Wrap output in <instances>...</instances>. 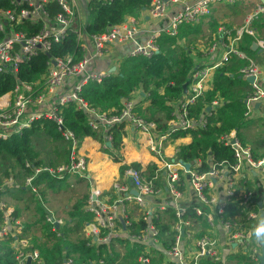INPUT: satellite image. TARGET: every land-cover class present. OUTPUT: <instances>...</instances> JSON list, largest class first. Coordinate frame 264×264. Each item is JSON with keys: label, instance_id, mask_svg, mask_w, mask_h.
<instances>
[{"label": "built area", "instance_id": "built-area-1", "mask_svg": "<svg viewBox=\"0 0 264 264\" xmlns=\"http://www.w3.org/2000/svg\"><path fill=\"white\" fill-rule=\"evenodd\" d=\"M5 1L10 5L0 6L3 34L0 74L13 75L15 85L0 94V139L47 118L55 123L68 146L67 158L61 162L38 166L25 162L32 171L24 176L21 186L44 206L38 183L41 175L56 181L67 176H86L87 161L79 151L81 137L65 125L63 118V107L73 104L87 115L91 130L102 131L106 143H111V129L115 125L130 124L135 133L144 135L146 147L158 164L150 177L130 165L125 167L124 181L113 183L115 197L111 200L99 197L97 189L89 192L83 210L90 219L82 228L87 244L108 243L122 235L121 219L126 224L141 220L145 224L137 233L125 229L131 240L142 244L131 264H151L152 257L158 253L162 254L161 264H260L261 252L254 251L255 245L247 241L246 235L264 211V147L243 142L237 129L232 128L217 137L219 143L231 149V161L225 158L217 161L210 153L204 159L185 161L177 155L179 147H175L172 154L166 153L165 148L180 133L205 127L207 118L222 104V98L215 97L207 105L210 108L199 117L190 115V106L212 88L213 71L225 63L230 54L247 61L239 69L243 78L254 76L251 92L243 100V117L251 121L264 120V67L237 47L241 37L247 34L264 52V36L254 25L260 15L264 16V0L250 4L240 25H218L205 52L212 58L195 65L188 92L174 101L175 110L162 127L139 114L142 103L132 96L122 98L120 109L99 110L91 106L83 98L82 88L90 81L100 82L117 72L121 58L99 69L94 68V61L108 56L112 46L123 44H130L127 56L152 57L159 51L160 36L175 37L183 25H195L214 15L217 5L239 0H151L144 13L125 15L122 21L99 33H90L85 23L77 22L76 0ZM144 15L146 21L142 20ZM34 28L36 30L30 32ZM68 34L75 36L79 54L49 55L53 45ZM39 53L49 55L45 73L34 82L20 80L17 76L20 65ZM183 161L190 164L188 169ZM203 163L207 166L200 169ZM161 177L164 186L158 184ZM15 184V179L9 175L2 180L0 189ZM185 195L191 197L187 204L182 201ZM132 208L137 212L133 218L129 217ZM46 211L44 222L56 230V223L59 225L62 220L52 211ZM0 213V240L13 238L10 246L15 251L17 264H43L39 250L25 235L23 222L1 198ZM170 214L173 219L169 228L161 231L154 219L162 217L166 221ZM61 264H73L72 258L65 257ZM89 264L105 263L99 259Z\"/></svg>", "mask_w": 264, "mask_h": 264}, {"label": "trees", "instance_id": "trees-1", "mask_svg": "<svg viewBox=\"0 0 264 264\" xmlns=\"http://www.w3.org/2000/svg\"><path fill=\"white\" fill-rule=\"evenodd\" d=\"M150 2L151 0H90L87 3L88 21L85 23V29L90 33L102 32L108 26L122 21L125 15H135L149 7ZM9 5L8 1L0 0V6L8 7ZM200 23L183 25L175 37L160 36L158 38L159 51L152 57H124L118 65L117 72L100 82L90 81L85 84L81 92L83 98L99 110L120 109L122 98L130 97L133 91L141 87L147 92L148 104L138 108L139 114L145 119L158 122L162 127L163 121L168 119L172 112V106L168 101H176L183 97V84L191 80L192 70L196 65L190 49L186 46H179L178 41L195 33L197 36L201 30ZM257 24L264 26L263 15L254 21L256 27H258ZM35 30L34 28L30 32ZM2 35L0 32V39ZM252 41L253 38L245 34L241 37L237 47L253 58L257 50L251 48ZM73 52L79 54V45L75 36L68 34L60 43L53 45L49 55L63 56ZM49 55L39 53L28 63L21 64L18 78L26 82L38 80L46 71V61ZM246 62L235 54H230L227 61L215 69L212 88L200 95L190 106V115L199 117L215 97H221L223 103L215 113L207 118L205 127H195L190 130V141L181 143L179 146L177 155L180 159L185 161H192L197 157L204 159L210 153L217 161L224 158L231 161V149L219 143L217 137L232 128L237 129V134L243 142L248 141L244 128L250 126L251 120L243 117L245 108L243 100L248 83L239 71ZM14 85L13 75L0 74V94L12 90ZM63 118L65 125L76 135L104 139L102 131L91 130L87 123V115L76 109L73 104L63 107ZM254 122H258L260 129L259 132L254 133L255 136L250 141L256 146L264 147V120L257 119ZM124 133V123H119L111 129L112 147H119ZM58 155L64 156L62 161L65 160L68 155V146L56 129L55 123L47 118L34 121L20 133L0 139V184L4 178L11 175L16 182L13 188L18 189L21 187L24 176L32 171L30 167L25 166V162H30L33 166L49 162L56 163L59 160ZM130 166L139 169L146 177H150L155 168L154 164H149L145 168L139 163H131ZM206 166V163H203L200 169H205ZM55 181L54 178L46 175H41L38 179V183L42 182L43 186L44 184L51 186ZM42 188L41 186V194L43 193ZM11 191L10 188L0 189V196ZM17 191L20 192L21 188ZM10 197L12 199L23 198L18 193H11ZM28 199L36 203L38 216L33 222L26 224L25 232L29 231L31 225H35L40 231V234L33 236V244L43 257V264H61L65 257H71L73 264H89L90 261L99 259H103L105 264H119V260L122 262L124 259L130 261L135 259L142 249L141 243L131 240L127 235H118L108 243L87 244L88 238L83 234L82 228L85 221L90 219V215L81 210L80 203L73 206L56 230H52L51 224L44 222L46 209L33 194L28 196ZM188 210L191 212V208ZM13 214L18 217V207H15ZM172 219L173 216L170 214L166 221L158 217L154 219V222L161 231H165L169 228ZM144 224L141 220L132 221L128 228L132 233H137ZM12 239L9 237L0 240V264H17L14 258L15 251L10 246ZM116 245H122L125 248L123 256L116 250ZM161 260L162 254L158 253L152 257L151 264H161Z\"/></svg>", "mask_w": 264, "mask_h": 264}, {"label": "crops", "instance_id": "crops-1", "mask_svg": "<svg viewBox=\"0 0 264 264\" xmlns=\"http://www.w3.org/2000/svg\"><path fill=\"white\" fill-rule=\"evenodd\" d=\"M76 4H77L76 20L78 23L84 24L88 21L87 0H76ZM145 9H142L135 15L139 16L141 13H144L143 11ZM220 10H221L220 7L215 8L214 15L218 14ZM129 15H133V14H129ZM142 20L146 21L145 15L142 16ZM240 24L241 23L235 24L234 26L236 27ZM204 30L205 28H201L200 30L201 33H198V35L200 34L204 35ZM256 30L259 32V34L264 36L263 25L261 24L258 25V27H256ZM198 38H202V37L200 36ZM184 39L185 37L181 38L179 41L181 40L183 41ZM207 46H209L208 43ZM129 47L130 44L112 46L108 56L94 61V68L99 69L103 67H109L113 64L112 61L118 57H120L122 60L124 57H127L126 54ZM256 50H257L256 55L254 56L255 60L260 65H262L261 59L264 56V52L261 51V49H259L258 47H256ZM205 52L206 50L203 51V55L199 59V61L202 59H204L203 61H206L212 58L210 54L208 55ZM197 63L199 62L196 61V64ZM213 73L211 79H213ZM247 83H248V87H251L248 81ZM187 92H188V85L186 87V92L184 91V95ZM131 96L134 99H138L142 103L141 105L143 107L147 106L148 104L147 93L144 90L142 91L140 87L137 88ZM174 101L175 100L168 101V103L172 106V112L175 110V105H176L174 104ZM124 124H125V133L122 135L121 144L117 148L112 147L111 143L107 144L103 139H97L92 136L81 137V141L79 143V151L84 155L87 161L86 176L85 177L67 176L62 180H57L55 182H52L51 186H49V184H44L43 186V183L41 182L40 187L41 186L43 187L42 188L43 193L41 194V199L44 205L43 207L45 209L52 211L56 217L60 218L63 221L66 217L62 215L67 216L68 212L72 210L74 205L80 203L81 210L84 211L83 210L84 201L92 189H97V191L99 192V197L103 199L111 200L112 198H114L115 193L113 190V183L116 180H120L122 182L124 181L123 170L131 163H139L143 168H145L149 164H154L156 166L158 165L157 159L148 151L146 147L144 135L135 133L132 130L130 124L128 123H124ZM190 139H191L190 131L184 132V134L180 133L179 136L174 137L173 140L170 143H168V145L165 148L166 153L172 154L173 149L175 147H179L181 143L189 142ZM63 157L64 156L58 155L57 157L59 159L58 162H61ZM158 184L164 186V178L161 177L159 179ZM20 188L21 191L18 194L23 198L12 199L10 197L11 193H16L17 190ZM20 188L16 189L11 187L10 190L12 191L8 194L7 193L2 194L0 198L4 202H6L13 210L15 209V207H18L19 209L18 217L23 222L24 231H25V226H27L26 224L33 222L34 221L33 219L37 218L38 213H37L36 203L28 199L27 195L30 196L31 193L27 191L23 186H21ZM188 193L189 195H191L189 191ZM182 201L185 204H187L191 201V197L185 195ZM136 214H137L136 210L132 208L131 211L129 212V217L133 218L135 217ZM126 223L124 225H121L123 231V232L121 231L122 235H128L127 233H125L126 232L125 229H128L129 224ZM36 234L37 235L40 234V231L36 229L35 225H31L29 227V231H27V233L25 232V235L29 237L32 240V242L34 241L33 236Z\"/></svg>", "mask_w": 264, "mask_h": 264}, {"label": "rangeland", "instance_id": "rangeland-1", "mask_svg": "<svg viewBox=\"0 0 264 264\" xmlns=\"http://www.w3.org/2000/svg\"><path fill=\"white\" fill-rule=\"evenodd\" d=\"M255 0H239L235 3H223L221 5H217V7H220V11L218 14L211 15L208 19L203 20L202 24L200 23L199 28H205L204 35L196 36L195 34L186 36L185 39L182 41H179V46H186L188 49H190L192 56L195 58L196 61L199 63L203 61L204 59H199L203 55V51L207 49V43L209 44L210 41H212V35L215 33L216 28L219 24H226L228 26H234L235 24H239L242 21V16L244 13L248 10V8L251 6V3H254ZM194 31V30H193ZM198 33H201L199 31ZM202 38H198V37ZM201 40V41H199ZM200 53V55H199ZM254 58V57H253ZM261 66L264 67V56L261 59ZM140 89L143 91V89L140 87ZM246 95L247 93L251 92V87L245 88ZM147 93V92H146ZM260 120V119H259ZM250 126L244 128V133L246 134V137L248 138V141L252 140V137L255 136L254 133L259 132L260 127H258V122H250ZM49 153H51L49 151ZM57 157V156H56ZM55 161V159H54ZM14 191V189H13ZM16 193H19L17 191ZM29 196V195H27ZM65 216L66 215H62ZM31 220V219H29ZM28 220V221H29ZM34 220V219H33ZM116 250L120 253L121 256L125 253V248L122 245H116ZM123 264H131L132 262L128 259H124L122 262Z\"/></svg>", "mask_w": 264, "mask_h": 264}, {"label": "clouds", "instance_id": "clouds-1", "mask_svg": "<svg viewBox=\"0 0 264 264\" xmlns=\"http://www.w3.org/2000/svg\"><path fill=\"white\" fill-rule=\"evenodd\" d=\"M246 239L255 245L254 251L257 253L264 251V215L257 218L256 223L247 233Z\"/></svg>", "mask_w": 264, "mask_h": 264}, {"label": "water", "instance_id": "water-1", "mask_svg": "<svg viewBox=\"0 0 264 264\" xmlns=\"http://www.w3.org/2000/svg\"><path fill=\"white\" fill-rule=\"evenodd\" d=\"M251 48H252V49H256V43L253 42V43L251 44ZM246 80H247L249 83H251V82L254 80V76L246 77ZM187 85H188V81L185 82V83L183 84V89H184L185 92H186V87H187ZM258 104H259L258 102L255 103V107H257ZM209 108H210V107H207V109H209ZM107 144H110V143L107 142ZM183 164H184V166L186 167V169H188V168L190 167V164H189L188 162H184V161H183ZM134 194H136V191H134ZM261 215H264V211H262ZM121 223H122V225L125 224V222H124L123 219H121ZM56 225L58 226L57 223H56ZM27 264H28V262H27ZM260 264H264V251H261V255H260Z\"/></svg>", "mask_w": 264, "mask_h": 264}]
</instances>
